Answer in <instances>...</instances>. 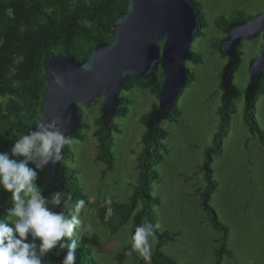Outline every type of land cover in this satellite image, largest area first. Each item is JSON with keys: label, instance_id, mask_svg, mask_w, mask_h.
Masks as SVG:
<instances>
[{"label": "rangeland", "instance_id": "374dc122", "mask_svg": "<svg viewBox=\"0 0 264 264\" xmlns=\"http://www.w3.org/2000/svg\"><path fill=\"white\" fill-rule=\"evenodd\" d=\"M207 18L202 36L193 40L191 51L202 58L199 64L188 61L185 66L195 75V81L184 88L177 99L182 115L178 122L164 121L161 127L168 136L163 140L164 159L156 167L159 179L151 184V194L159 199L152 207V220L161 232L178 234L162 252L175 264H214L217 251L225 246L223 264H264V146L257 134L251 133L245 122V91L249 86L252 61L261 55L264 35L244 38L243 56L235 84L239 98L230 107L231 123L222 139V147L213 156L212 168L219 188L210 205L219 221L229 232L227 236L212 224V212L200 204L205 190L203 164L206 151L213 146L220 128L222 106L220 75L228 57L218 47L226 38L219 19L230 22L239 17L253 18L264 13V0H196ZM247 15V16H246ZM163 44V41L160 45ZM131 100L129 112L115 118L113 152L115 166L97 159L98 141L94 136V119L100 115L102 100L81 104L90 127L83 140L71 143V152L64 163L78 172L77 189L88 197L82 210L81 236L88 238V247L100 264H118L120 253L131 244L136 212L116 232L99 218L100 203L110 199L117 204L130 202L139 184V156L146 132L143 119L158 105V98L149 90L135 87L126 91ZM253 115L264 131V92L260 95ZM12 147L1 151L11 153ZM12 154V153H11ZM144 202L140 201L137 211ZM90 226V230H89ZM157 239L151 241V257L145 260L139 252L127 257L123 264H153Z\"/></svg>", "mask_w": 264, "mask_h": 264}, {"label": "trees", "instance_id": "16d2710c", "mask_svg": "<svg viewBox=\"0 0 264 264\" xmlns=\"http://www.w3.org/2000/svg\"><path fill=\"white\" fill-rule=\"evenodd\" d=\"M192 1L198 9L200 17V27L197 32L199 37L203 35L207 27V18L201 5L196 0ZM128 5L129 0H0V152L7 153L10 158H15L8 151H1V149L4 150L3 146L12 147L20 135L35 130L37 121H42L43 100L49 86L45 73L47 64L62 54L70 56L77 62L87 61L96 45L114 41L116 22L120 16L127 13ZM238 15L239 17L232 22L226 19L218 20V23L222 21L221 27H223L226 36L234 24L251 19V17L246 18L241 12H238ZM257 36L259 34L253 38ZM218 50L227 57L223 53L221 45ZM237 53V61L234 63L232 59L228 58V63L220 75L222 90V106L219 110L220 128L214 136L213 146L206 151V159L203 164L206 187L200 193L201 206L213 213L214 228L223 232L225 236L229 230L219 221L217 212L210 205L212 195L219 188L214 177L212 162L213 156L221 150L222 139L230 128V107L239 98V89L234 82V76L240 67L243 56L241 44ZM191 61L199 64L202 62V58L192 52ZM163 81L164 76L160 68L146 79L131 76L121 92L122 104L117 109V114L113 117L108 128L105 125L106 120L103 117L102 108L100 109V115L94 119L96 126L94 136L98 141L97 159L105 163L108 169H113L115 166L113 130L116 126L113 122L115 118L127 115L132 103L125 92L140 87L149 90L158 98ZM194 81L195 75L188 70L186 87ZM263 92L264 76L262 81L249 84L247 87L244 122L251 133L258 135L264 146V131L259 127L253 115V110H255ZM82 115L79 127L72 134L66 135L71 143L75 140H83V132L90 127L83 111ZM181 115L176 101L166 115H163L158 105H155L143 119L146 132L142 140L144 146L138 163L139 184L135 188L130 202L117 204L112 201L107 204L106 201H103L98 209L101 222L109 226L113 232L123 227L135 212L132 234L136 226L146 220L155 225L152 220V207L158 205L160 201L152 196L151 184L159 179L156 167L164 159L162 142L168 136L167 131L161 125L166 120L178 122ZM71 143L62 148L59 167L56 171L57 181L45 185L49 171L43 167L38 170L37 184L46 197H51L56 191H66L71 194L73 205L80 199L85 200L87 205L88 197L76 187L77 181H79L78 172L64 163V159L71 152ZM31 166L35 167V165ZM140 201L144 202V206L137 211ZM10 207H12L10 194L0 188V217L4 216ZM59 210L56 209V211ZM82 214L81 211V217ZM177 236L176 233L161 232L156 229L157 244L152 258L153 264H175L165 256L162 248L174 241ZM88 243V238L81 236L76 251V264H100L93 257ZM225 246L222 244V247L217 251V261L214 264H223ZM130 248L131 244L123 249L118 257V264L124 263L129 256L126 253ZM66 251L65 249L64 252H59L58 248L54 249L45 257V264H62Z\"/></svg>", "mask_w": 264, "mask_h": 264}, {"label": "water", "instance_id": "95a60500", "mask_svg": "<svg viewBox=\"0 0 264 264\" xmlns=\"http://www.w3.org/2000/svg\"><path fill=\"white\" fill-rule=\"evenodd\" d=\"M199 27V12L192 0H129L127 13L116 22L113 42L96 45L87 61L77 62L62 54L47 64L49 86L42 122L57 120L65 135L72 134L82 122L80 105L101 99L108 128L122 104L121 92L128 79H146L159 68L164 81L158 108L166 115L187 85L185 64L192 59L191 46ZM261 33L264 13L234 24L221 49L235 63L243 39ZM263 76L264 39L261 55L250 68V84L262 81ZM59 162L44 167L49 171L45 185L57 181Z\"/></svg>", "mask_w": 264, "mask_h": 264}, {"label": "clouds", "instance_id": "9594fccd", "mask_svg": "<svg viewBox=\"0 0 264 264\" xmlns=\"http://www.w3.org/2000/svg\"><path fill=\"white\" fill-rule=\"evenodd\" d=\"M69 143L59 121H37L35 130L15 140L11 148L15 158L0 152V188L10 194L12 204L0 217V264H45V257L57 248L67 250L62 264H76L86 201L80 199L73 205L66 191L46 197L37 184L38 170L59 161L62 148ZM159 227L147 220L136 226L126 254L139 252L149 260Z\"/></svg>", "mask_w": 264, "mask_h": 264}]
</instances>
